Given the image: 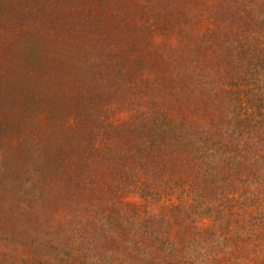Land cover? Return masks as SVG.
<instances>
[{
  "label": "trees",
  "instance_id": "16d2710c",
  "mask_svg": "<svg viewBox=\"0 0 264 264\" xmlns=\"http://www.w3.org/2000/svg\"><path fill=\"white\" fill-rule=\"evenodd\" d=\"M0 264H264V0H0Z\"/></svg>",
  "mask_w": 264,
  "mask_h": 264
}]
</instances>
